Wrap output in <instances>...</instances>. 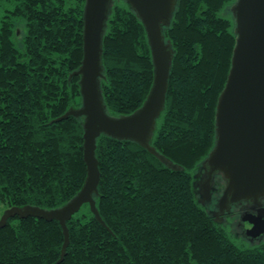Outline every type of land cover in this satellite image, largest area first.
<instances>
[{"label":"trees","instance_id":"1","mask_svg":"<svg viewBox=\"0 0 264 264\" xmlns=\"http://www.w3.org/2000/svg\"><path fill=\"white\" fill-rule=\"evenodd\" d=\"M237 0H178L165 39L174 58L151 144L101 134V179L89 203L60 222L14 216L0 227V264H264V237L222 220L200 200L197 178L217 141L216 111L237 41ZM86 0H0V203L56 208L87 176L80 76ZM100 88L107 112L141 107L154 80L145 25L128 0H112ZM223 178H218L219 187ZM224 182V181H223ZM213 205V203L211 204Z\"/></svg>","mask_w":264,"mask_h":264},{"label":"water","instance_id":"2","mask_svg":"<svg viewBox=\"0 0 264 264\" xmlns=\"http://www.w3.org/2000/svg\"><path fill=\"white\" fill-rule=\"evenodd\" d=\"M112 0H86L83 24V58L72 75L80 76L82 105L70 107L57 119L70 115L83 116L84 159L87 176L79 192L67 203L56 208L34 205L12 206L0 218V227L9 218L41 217L60 222L65 241L69 244L68 220L85 203H89L96 218L105 224L94 194L99 191L101 171L96 156L97 139L105 133L120 139H133L155 153L173 168H182L151 144L156 121L165 107L174 51L165 39L163 28L169 25L178 0H128L147 30L154 61V80L141 107L128 115L112 116L107 112L101 88L103 76V38ZM236 18L237 41L227 82L216 111L217 141L203 163L205 175L196 184L200 200L206 204L212 196L213 180L221 173L226 180L217 200L223 215L233 205L252 201L262 206L264 198V0H237L232 6ZM256 219H261L258 222ZM246 234L256 237L264 231V207L257 213L242 215Z\"/></svg>","mask_w":264,"mask_h":264},{"label":"rangeland","instance_id":"3","mask_svg":"<svg viewBox=\"0 0 264 264\" xmlns=\"http://www.w3.org/2000/svg\"><path fill=\"white\" fill-rule=\"evenodd\" d=\"M203 175L200 174V176L197 178V180H199ZM218 178H223L221 180H218L220 182L219 187L216 186V181ZM226 184V180L224 179L223 175L221 173H219L217 176H214V180H213V188H212V196L209 199V201L206 202V205L208 206V208L210 209L211 212H215L218 210L217 206H215V204H217V200L219 198V196L222 193V190L224 189V186ZM264 198L262 199L263 202ZM213 203V205H211ZM9 206L6 203H0V218L2 217V215L4 214V212L6 211V209H8ZM232 213L233 212V207L231 208L230 211L226 212V213ZM225 213V214H226ZM243 213V212H242ZM242 213H240L238 215V217L236 218V226H238V224L240 225L239 230L242 232H244V228H243V221H242Z\"/></svg>","mask_w":264,"mask_h":264},{"label":"flooded vegetation","instance_id":"4","mask_svg":"<svg viewBox=\"0 0 264 264\" xmlns=\"http://www.w3.org/2000/svg\"><path fill=\"white\" fill-rule=\"evenodd\" d=\"M219 173H216L215 175L217 176ZM201 175H205V170H202V172H201ZM237 205V207H236V212L237 211H239L240 213H242V214H244L245 212H247V211H250V212H253V213H257V211H258V208H261V207H264V200H263V202H262V206H256V207H254L255 205L253 204V202L252 201H242V202H240V203H238V204H236ZM215 206H216V204H215ZM234 206V205H233ZM233 213H235V211L233 212ZM239 213V214H240ZM224 215L225 214H223V215H220V214H218V215H216V217L218 218V219H220V220H222L223 219V217H224ZM256 220H258V222H261V219H256ZM243 225V224H242ZM238 227L240 228V225L238 224ZM243 228H244V225H243ZM246 236H248L247 234H246V231H245V228H244V232H243ZM264 237V231L261 233V234H259V235H257L256 237H250V236H248V238H250L252 241H254V240H256V239H261V238H263Z\"/></svg>","mask_w":264,"mask_h":264}]
</instances>
